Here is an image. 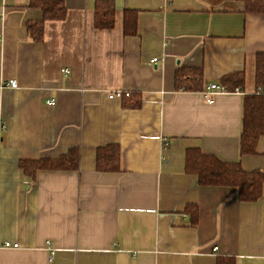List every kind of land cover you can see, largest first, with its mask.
I'll list each match as a JSON object with an SVG mask.
<instances>
[{"label":"crops","instance_id":"obj_1","mask_svg":"<svg viewBox=\"0 0 264 264\" xmlns=\"http://www.w3.org/2000/svg\"><path fill=\"white\" fill-rule=\"evenodd\" d=\"M28 1L0 0V264H264V185L241 202L185 171L196 149L264 173V136L240 154L243 100L261 91L264 14L236 0H109L113 27L96 29L97 0H65L36 42L26 24L42 12ZM179 67L200 70L199 90L176 88ZM233 73L239 93L205 98ZM117 90L128 97L107 98ZM110 145L119 169L98 172L96 152ZM70 150L76 170L19 169Z\"/></svg>","mask_w":264,"mask_h":264},{"label":"trees","instance_id":"obj_2","mask_svg":"<svg viewBox=\"0 0 264 264\" xmlns=\"http://www.w3.org/2000/svg\"><path fill=\"white\" fill-rule=\"evenodd\" d=\"M242 4L245 14H264V0H236ZM29 7L39 8L42 19L27 22L26 29L33 41L40 42L43 35V22L61 20L65 17V0H29ZM115 9L109 0H97L94 10V27L111 29L114 24ZM124 33L132 35L136 30V12L126 11L124 14ZM200 70L179 67L176 72L177 89L196 91L201 87ZM242 73H233L221 79V85L233 90L241 88ZM255 84L261 88L255 95H246L243 100L242 128L240 135V154L253 155L256 144L264 136V53L256 55ZM19 169L28 176L39 170H76L78 153L70 150L66 155L51 160L27 161L18 163ZM119 169V150L116 146L99 148L96 152V170L98 172H115ZM185 171L197 176L201 186H227L236 188L241 202H255L261 197L264 185V173L260 171L246 172L237 162H223L214 156L201 154L196 149H188L185 155ZM188 209V208H187ZM216 264H234L233 258H218Z\"/></svg>","mask_w":264,"mask_h":264},{"label":"built area","instance_id":"obj_3","mask_svg":"<svg viewBox=\"0 0 264 264\" xmlns=\"http://www.w3.org/2000/svg\"><path fill=\"white\" fill-rule=\"evenodd\" d=\"M2 17H3V14L0 13V20L2 19ZM157 61H158L157 58H153L151 60V63L155 64ZM9 85L11 88L16 87V83L14 81H11L9 83ZM203 92H204L205 98L207 99L209 96H212L216 93H226V92H228V89L225 86H222L220 84L211 83V84H208L207 86H205ZM233 92L239 93L240 91L238 89H234ZM128 95H129V93H127V92H122V91L117 90V91L109 92L107 94V98L108 99H123V98L128 97ZM164 145L166 146L167 142L166 143L164 142ZM3 246L4 247H13V248L18 247L17 244H10V243H4ZM217 250H218L217 247L212 248L213 252H216Z\"/></svg>","mask_w":264,"mask_h":264}]
</instances>
